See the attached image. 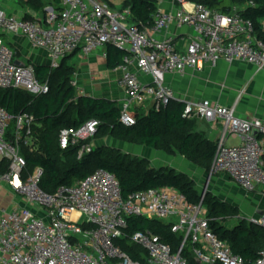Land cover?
Instances as JSON below:
<instances>
[{"label": "built area", "instance_id": "2783aa9c", "mask_svg": "<svg viewBox=\"0 0 264 264\" xmlns=\"http://www.w3.org/2000/svg\"><path fill=\"white\" fill-rule=\"evenodd\" d=\"M36 1L43 6H31L18 18L8 8L12 0H0V35L24 37L33 47L46 51L52 69L75 52L89 55L108 45L126 50L118 67V85L125 92L121 120L126 125L136 122L134 108L145 101L160 108L177 100L164 83L166 73L202 70L219 61L247 62L264 71V41L257 37L254 23L238 12L225 15L186 0H175L181 7L168 12L162 8L164 0H159L154 24L142 28L130 21L129 8L117 9L110 1ZM171 25L193 29L185 50L177 47L172 36L158 37ZM16 60L12 47L0 41V89L48 93L49 83L37 79L35 66L25 62L19 66ZM140 74L150 76L151 82L144 83ZM185 103L184 116L221 124L210 173L226 174L246 192L264 195V121L239 116L235 105L208 99ZM34 125L33 114L12 115L0 106V155L9 163L8 171L0 175V197L7 188L27 202V206L10 208L0 205V264H191L189 257L196 264H245L210 227L204 194L191 203L176 188L161 187L125 198L118 179L104 169L74 184L61 185L53 193L44 191L40 166L24 176L27 163L21 144H33ZM96 127L97 122L90 121L62 130L61 147L88 139ZM229 138L239 142L230 144ZM92 147L81 146L79 157ZM132 215L169 223L171 231L181 236L179 246L174 249L159 235L138 231L129 239L143 250V260L132 259L117 244L127 237V218ZM247 222L264 228V208L247 217ZM253 264H264V250Z\"/></svg>", "mask_w": 264, "mask_h": 264}, {"label": "trees", "instance_id": "16d2710c", "mask_svg": "<svg viewBox=\"0 0 264 264\" xmlns=\"http://www.w3.org/2000/svg\"><path fill=\"white\" fill-rule=\"evenodd\" d=\"M35 9L42 1L23 0ZM159 0H124L122 9L129 8L130 21L142 28H150L158 12ZM202 4L225 15L235 12L254 23L256 35L264 41V0H186ZM110 68L123 64L127 51L108 45ZM114 54V62H112ZM67 58V57H66ZM63 59L58 68L35 66L39 81H48L49 92L33 95L20 89H0V106L10 114L31 113L35 117L32 127V145L21 144V154L26 160L24 176L40 166L43 173L40 187L53 193L61 185L74 184L97 169L112 173L119 181L123 197L151 188L174 187L191 203H197L200 193L187 173L169 167H149L145 158L123 152L109 145H97L79 157L81 146L92 145L96 139L112 137L162 151L168 155L179 154L205 171H210L216 151V142L196 130L197 119L184 116L186 103L172 100L165 107L151 108L147 112H134L136 122L126 125L121 120V108L117 101L88 95H78L71 84L75 68ZM96 121L93 136L63 149L60 134L68 128H78L87 122ZM9 168L8 161L0 162V175ZM210 227L220 239L230 244L235 255L245 264H253L264 250V228L251 225L237 218L239 209L227 201L213 196L205 197ZM236 219V220H235ZM235 220L232 226L227 222ZM127 237L117 244L134 260H143V250L131 242L129 236L138 231H150L177 248L181 236L171 231V225L156 219L132 215L127 218ZM186 255H189L187 250ZM191 264H196L189 257Z\"/></svg>", "mask_w": 264, "mask_h": 264}, {"label": "crops", "instance_id": "0c3cea01", "mask_svg": "<svg viewBox=\"0 0 264 264\" xmlns=\"http://www.w3.org/2000/svg\"><path fill=\"white\" fill-rule=\"evenodd\" d=\"M123 2L124 0L120 4L121 9ZM185 6L186 8L190 7L188 3ZM179 7H181L180 4L175 0H164L162 3L163 10L168 12H172ZM8 8L16 17L22 18L32 7L23 0H12ZM262 26L264 27V20L262 21ZM168 35L174 38L180 50H185L194 35V31L188 26L179 27L177 25H171L169 28L159 33L158 37L163 38ZM7 37L10 40L9 45L11 47L15 46L22 54L20 57L16 54V59L18 61L31 63L34 66L51 67L50 59L46 51L33 47L24 37ZM107 48L108 46L98 49L89 55H82L80 52H75L67 57L69 58L77 53L80 55L77 62L70 64L76 67L74 73L76 83L73 86L76 88L78 95L105 98L117 101L120 105L125 98V92L118 85L121 70L119 68H110ZM113 56L114 54H112V62L115 61L113 60ZM131 70L135 71L136 68L133 67ZM139 77L144 83H150L152 80L148 75L140 74ZM163 79L164 83L174 91L178 101L186 102L208 99L225 106L235 105L236 112L239 116L244 118L255 117L264 121V71L258 70L253 64L241 61L229 64L225 61H219L215 66L209 64L205 65L202 70L187 69L183 74L166 73ZM153 106L152 101H145L136 106L134 112H147L149 109L153 108ZM196 119V130L202 133L206 138L217 142L222 129L221 124L218 123L214 126L207 120L200 118ZM13 130L14 123L10 125L8 131L9 136L13 134ZM238 142V140L233 138H229L228 140L230 144ZM154 151V149L140 146L137 155L140 158L149 159V155L154 153ZM126 152L133 154L131 151L126 150ZM156 152H158L157 156L161 158L159 161L168 163L171 168L175 169L176 165H180V163H182L183 166L185 165L184 167L191 169L197 166L179 154L168 155L164 153L166 157L169 156L170 158L163 159L164 156L161 155V152L158 150H156ZM2 158L3 157L0 155V162ZM174 160H178L179 163H174ZM222 175L229 181L236 183L228 175ZM15 204L27 206V202L24 199L13 195V193L6 188L4 195L0 197V205L10 208ZM260 211V208H256L254 212L259 213Z\"/></svg>", "mask_w": 264, "mask_h": 264}, {"label": "rangeland", "instance_id": "374dc122", "mask_svg": "<svg viewBox=\"0 0 264 264\" xmlns=\"http://www.w3.org/2000/svg\"><path fill=\"white\" fill-rule=\"evenodd\" d=\"M110 1L108 2L112 7L114 6L117 9H120V4L123 0H105ZM0 41L2 44L9 45V38L7 36H0ZM12 49L17 54V56H21L20 50H17L15 46H12ZM35 49V48H34ZM80 58V55L77 53L74 56H71L66 59L67 64H73L77 62ZM75 69L76 67L72 65ZM72 82L76 83L74 75L71 79ZM74 85V84H72ZM97 145H109L113 147H121L120 149L123 152L131 151L133 152V156H138L137 152L141 145L129 143L125 141H121L112 137H108L106 139H96L92 146L95 147ZM117 147V148H119ZM123 148V149H122ZM32 149L36 150L38 149L37 143H33ZM161 155L164 156L163 159H169V156H165L164 152L160 151ZM158 152L156 150L154 153L149 155V159L145 158L147 160V165L149 167H169L168 163H162L159 161L161 158H159L157 155ZM136 154V155H135ZM177 157V156H175ZM5 158H2L1 161H5ZM172 161V160H171ZM174 163H179L178 160H174ZM185 166V165H184ZM182 163L180 165H176V170L185 172L188 174V176L194 180L196 187L201 194H204L205 197L213 196L218 199H221L223 201H227L231 203L232 205L236 206L239 209V215L237 218L244 219V221L247 222V217L252 216L255 214L256 208H264V195L258 194L256 192L254 193H248L246 192L242 187L238 186L236 183L229 181L224 175L222 174H211L210 171H205L202 168L195 166L194 169L184 167ZM236 220V219H235ZM235 220H231L227 222V226H232Z\"/></svg>", "mask_w": 264, "mask_h": 264}, {"label": "water", "instance_id": "95a60500", "mask_svg": "<svg viewBox=\"0 0 264 264\" xmlns=\"http://www.w3.org/2000/svg\"><path fill=\"white\" fill-rule=\"evenodd\" d=\"M15 63H16L17 65H19V66L22 65V62H21V61H18V60H16ZM259 213H260V212H259Z\"/></svg>", "mask_w": 264, "mask_h": 264}]
</instances>
